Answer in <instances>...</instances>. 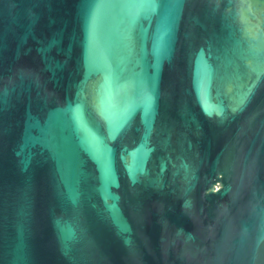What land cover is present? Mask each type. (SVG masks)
Wrapping results in <instances>:
<instances>
[{
  "label": "water",
  "instance_id": "obj_1",
  "mask_svg": "<svg viewBox=\"0 0 264 264\" xmlns=\"http://www.w3.org/2000/svg\"><path fill=\"white\" fill-rule=\"evenodd\" d=\"M0 264H264V0H0Z\"/></svg>",
  "mask_w": 264,
  "mask_h": 264
}]
</instances>
